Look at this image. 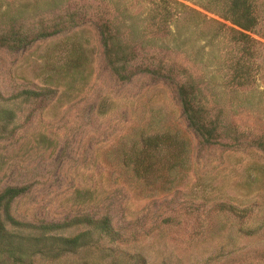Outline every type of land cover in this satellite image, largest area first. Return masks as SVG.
Instances as JSON below:
<instances>
[{"label":"rangeland","instance_id":"1","mask_svg":"<svg viewBox=\"0 0 264 264\" xmlns=\"http://www.w3.org/2000/svg\"><path fill=\"white\" fill-rule=\"evenodd\" d=\"M207 3L167 0L175 16L170 32L158 34L148 16L159 0H0V26L13 17L21 32L70 13L83 19L18 50L0 47V194L25 187L10 204L20 222L107 216L119 238L94 244L93 234L88 247L32 264H264V151L250 143L264 138V0L250 33L254 83L236 90L228 84L241 54L234 27ZM101 20L121 44L172 66L173 78L130 73L144 62L139 50L113 72ZM181 83L193 85L196 105L229 136L243 135L238 144H202L184 114ZM1 259L10 264L6 253Z\"/></svg>","mask_w":264,"mask_h":264},{"label":"trees","instance_id":"2","mask_svg":"<svg viewBox=\"0 0 264 264\" xmlns=\"http://www.w3.org/2000/svg\"><path fill=\"white\" fill-rule=\"evenodd\" d=\"M257 0H208L209 6L218 9V15L228 21L234 28H230L231 39L239 46L240 56L229 66L231 75L228 79L232 89L250 87L254 83L255 73L254 57L257 41L250 36L258 24L256 9ZM160 8L154 9L148 16V23L155 32L168 34L170 23L175 13L168 7L167 0H159ZM210 9V7H207ZM65 20H62V19ZM83 19L76 13H70L65 17L53 19V23L40 27L38 30L28 33L16 30L18 22L16 18H9L0 26V47L9 50H18L31 43L55 36L68 28L78 25ZM101 42L104 49L106 63L115 73H122L130 63L137 58L138 50L144 53L141 45L124 43L119 41V33L110 20L98 23ZM140 47V48H139ZM145 54V55H144ZM140 58L144 61L137 64L130 73H149L153 77L162 76L164 79H172L167 73H173L172 66L158 65L156 58L144 53ZM161 73H164L160 75ZM121 79H128L126 75H120ZM234 92V90H233ZM177 93L189 122L190 127L201 139L205 146L218 145L232 147L238 144L242 134L229 136L228 130L223 127L220 120L209 116L208 111L195 102V90L193 85L181 83L177 87ZM250 143L264 151V138H254ZM25 187H8L0 194V254L6 253L10 264H32V258L41 256L46 259H57L69 253H74L78 248L88 247L93 240V234H97L94 244L102 239L112 242L116 240L117 232L113 229L107 216L92 218L82 216L61 223H41L38 226L29 225L15 220L10 214L11 202L22 195ZM4 223L10 227L8 230ZM84 226L85 230L74 236H63L61 232ZM119 239V238H118ZM117 239V240H118ZM31 244L32 250L27 252L25 244ZM4 261V260H3ZM3 261L1 259L0 263Z\"/></svg>","mask_w":264,"mask_h":264}]
</instances>
